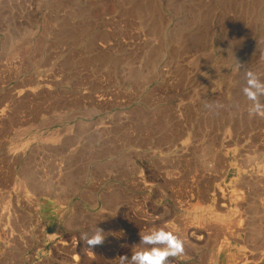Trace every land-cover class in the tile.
<instances>
[{
  "label": "rangeland",
  "instance_id": "rangeland-1",
  "mask_svg": "<svg viewBox=\"0 0 264 264\" xmlns=\"http://www.w3.org/2000/svg\"><path fill=\"white\" fill-rule=\"evenodd\" d=\"M248 71L264 0H0V264H264Z\"/></svg>",
  "mask_w": 264,
  "mask_h": 264
},
{
  "label": "clouds",
  "instance_id": "clouds-1",
  "mask_svg": "<svg viewBox=\"0 0 264 264\" xmlns=\"http://www.w3.org/2000/svg\"><path fill=\"white\" fill-rule=\"evenodd\" d=\"M243 93L251 102L250 114L264 113V103L260 98L264 97V79L253 71L246 73V86ZM103 229L97 227L92 234H82L90 249L102 245L105 242ZM139 242L142 247L134 251L131 256H120L121 264H168L170 257H177L184 251V242L173 232L165 231L163 228L151 231L149 234H139Z\"/></svg>",
  "mask_w": 264,
  "mask_h": 264
}]
</instances>
